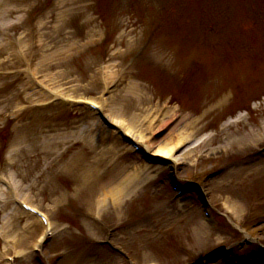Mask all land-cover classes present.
I'll return each instance as SVG.
<instances>
[{
    "label": "rangeland",
    "instance_id": "rangeland-1",
    "mask_svg": "<svg viewBox=\"0 0 264 264\" xmlns=\"http://www.w3.org/2000/svg\"><path fill=\"white\" fill-rule=\"evenodd\" d=\"M166 1L173 8L159 0H44L38 12L43 28L29 35L47 50L54 47V54L48 59L46 49L29 51L32 59H48L35 70L72 100H104L109 74L108 116L152 153L168 136L165 126L183 114L176 135L191 137L179 146L173 176L165 159L159 172L146 169L84 111L60 101L40 109L43 101L24 93L20 79L0 84V176L13 178L52 219L55 236L44 263L62 252L60 264H126L103 245L108 239L134 264H193L235 244L217 264H264V0ZM36 2L0 0V15L13 7L33 9ZM162 19L156 30L153 21ZM107 33L115 36L101 46ZM19 42L25 51V41ZM5 57L9 49L0 48V72H13L18 61ZM16 94L20 100L10 101ZM163 102L170 105L164 112ZM153 120L163 123V133L153 135ZM172 177L188 188L178 201L169 190ZM127 180L130 188L120 194ZM199 194L219 224L205 220ZM2 211L0 264L12 254L5 252L13 247L6 248L8 241L25 248L18 264H37L29 244L38 227L12 215L3 228ZM236 226L257 242L240 246L245 236Z\"/></svg>",
    "mask_w": 264,
    "mask_h": 264
},
{
    "label": "bare ground",
    "instance_id": "bare-ground-1",
    "mask_svg": "<svg viewBox=\"0 0 264 264\" xmlns=\"http://www.w3.org/2000/svg\"><path fill=\"white\" fill-rule=\"evenodd\" d=\"M52 50V49H51ZM50 51V50H49ZM51 57H53V55H51V53H50V55L48 56V59L49 58H51ZM48 59L47 60H45V62H47L48 63ZM186 118L184 117L183 118V120H185ZM183 122V121H182ZM161 127L162 128H164L163 127V123H162V125H161ZM161 127H159L158 125H157V127H156V134H161L163 131H162V129H161ZM159 129H160V131H159ZM177 127H174L172 130H170V132H169V134H168V136L167 137H165L161 142H160V146H159V153H157L156 154V156H159V157H168V156H174V157H176V156H178L179 155V153H181V150H178V148L176 147L177 145H179V144H185V143H187L188 142V139L191 137V136H188V137H186L187 135H185V134H178V135H176V133H177ZM177 140V141H176ZM164 142V143H163ZM19 145H22L21 143H19ZM178 150V151H177ZM193 150V148L192 149H190V151L188 150V151H186V152H184V157H186L187 155H189L190 153H191V151ZM16 152H18L17 150H16V148L11 152V154H16ZM174 157L172 158V160H174V161H179V162H177L178 164H180L181 163V161L178 159V158H175L174 159ZM130 184H131V181H129V180H127L126 181V183L124 182L123 184H120L119 185V187H118V189H119V193L120 194H122L123 192H125V191H128L129 190V188H130ZM23 197H25V196H23ZM25 199H27L26 197H25ZM7 228V226H5V225H3V228ZM4 232H6V231H4ZM24 254V251H23V249L21 250V249H19V251H18V253H17V255H18V257H21V255H23Z\"/></svg>",
    "mask_w": 264,
    "mask_h": 264
}]
</instances>
